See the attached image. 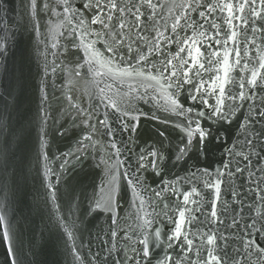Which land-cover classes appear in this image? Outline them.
<instances>
[{
    "label": "snow or ice",
    "instance_id": "snow-or-ice-1",
    "mask_svg": "<svg viewBox=\"0 0 264 264\" xmlns=\"http://www.w3.org/2000/svg\"><path fill=\"white\" fill-rule=\"evenodd\" d=\"M19 8L20 24L39 21L42 15H54L61 21L57 26L63 28L60 35L67 36L75 50L69 55L78 57L63 63L54 60L51 65L45 57L43 68L42 83L58 72L69 77L68 93L58 100L59 113L61 117L75 113L71 123L83 133L73 149L57 157L65 160L61 170L66 169L69 159L74 161L75 168L90 149L98 155L103 146L107 153L100 163L111 179L102 188L100 198L94 195L83 211L82 193L65 181L67 199L60 203L61 176L52 168L45 171L44 187L54 208L49 218L53 227L67 237L65 251L71 254L73 264H153V260L156 264H264V0H180L171 7L161 0H20ZM0 11L5 13L0 17V31L6 32L13 23L7 15V0H0ZM33 26L38 31V25ZM81 51L83 56L79 55ZM7 55L8 44L0 43V56ZM97 65H107L108 73L97 71ZM215 65L221 67L206 80L204 73ZM85 66L100 78L98 85L105 75L112 74L134 78L137 86L130 85L120 99L101 88L99 104L85 107L83 96L72 94L71 87L73 77L83 78ZM4 71L5 79L0 80V193L5 195L0 197V209L7 207L3 203L8 199L6 176L10 175L15 185L23 166L24 157L18 153L25 137V127L18 123L17 115L18 77L7 67ZM232 72H238V77L233 78ZM157 89L166 94L164 111L170 115L163 119L155 114L150 116L158 122L152 133L155 139L150 137V142L141 146L136 144L140 122L149 118V113L140 111L133 100L151 103L155 97L150 93ZM41 92L44 103L49 100L46 87H41ZM125 96L131 98L124 99ZM65 100L67 107L62 103ZM101 105L105 110L103 116L99 112ZM112 114L118 128L113 126ZM172 116L179 117V121L172 120ZM67 122L65 119L64 123ZM64 123L55 115H45L42 149L47 146L43 139L48 135L47 127L53 129L54 136H63L67 131ZM160 124H171V131L179 134L178 142L173 143L171 132L161 129ZM118 133H127L136 150L129 148L124 139H118ZM104 137L108 138L107 144H103ZM229 140L231 147L227 146ZM213 147H223L227 160L222 155L215 171L199 168L201 161L209 159ZM42 155L45 161L49 159L47 152ZM190 162L184 177L164 179L171 169L183 170ZM198 173L207 177L204 186L213 194L210 218L206 216L204 221H200L203 206L188 208L190 203L199 204L195 199L201 197L198 187L188 191L176 187L181 180L192 183ZM149 175L160 178L155 188L145 183ZM225 178L239 180V190L231 192L234 199L230 223L220 219L226 214L227 201L225 212L217 211ZM121 181L127 182L134 205L144 212L142 217L137 216L142 221L139 231L129 233L120 226ZM143 192L152 194L148 200L151 212L144 211ZM202 199L206 202L207 197ZM65 207L67 216L62 210ZM173 209L178 218H174ZM74 212L79 213L77 219L85 215L99 218L103 213L105 221H110L108 228L94 237L99 241L97 251L92 252V237L87 242L81 239L77 247V220L71 218ZM165 219L173 225L170 230ZM195 225L198 227L192 231ZM0 229L10 264H20L14 246L16 231L4 215H0ZM68 241L72 242L70 246ZM85 247L89 250L87 257L81 251ZM165 248L175 253V258L167 251L158 258V251Z\"/></svg>",
    "mask_w": 264,
    "mask_h": 264
}]
</instances>
